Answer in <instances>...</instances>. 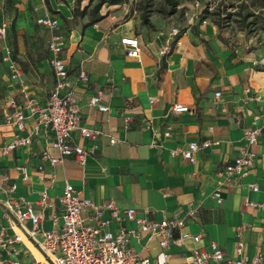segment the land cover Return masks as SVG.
Returning a JSON list of instances; mask_svg holds the SVG:
<instances>
[{
  "label": "crops",
  "instance_id": "obj_1",
  "mask_svg": "<svg viewBox=\"0 0 264 264\" xmlns=\"http://www.w3.org/2000/svg\"><path fill=\"white\" fill-rule=\"evenodd\" d=\"M22 1L21 11L8 18L6 35L0 38V146L10 143L15 135H28L35 124L28 118L22 132L5 124L4 115L14 110L9 101L16 99V109L28 115L22 107L24 95L44 103L54 84L47 51L52 31L36 23L43 16L58 21L55 32L66 40L61 57L78 100L81 125L99 134L87 140L72 132V140L87 151L86 159L82 163L65 159L52 168L46 166L47 182L37 178L35 167L39 153L50 143V134L42 132L30 145L0 155V205L7 196H24L35 203L46 187L55 205L43 211L41 228L48 230L54 227L51 215L60 216L58 198L69 183L95 204L113 202L121 215L133 208L137 216L147 211L154 220L163 214L185 218L183 231L200 234L201 240L172 242L169 264H186L191 250L210 242L236 259L238 241L243 244L245 258L260 256L264 264V59L253 55L246 45L218 38L210 26L196 31L187 28L181 32L180 45L173 44L171 52L160 57L169 30L162 21L147 26L139 18L126 16L125 7L103 5V19L91 22L89 11L99 0ZM2 20L0 14V24ZM131 36L140 43L138 58L128 56L121 44L122 38ZM4 45L11 49L20 69L16 80L10 78L8 64L1 59ZM79 72L87 79H79ZM245 88L261 95L262 100H248ZM98 91L107 112L88 105ZM175 103L188 106L190 111L173 114L170 109ZM256 113L260 115L256 122L260 133L250 147L256 155L253 163L244 175H227L225 166L245 146L244 130L252 126ZM167 130L170 135L165 137ZM111 138L116 142L111 143ZM192 141L210 143L196 154L194 164L180 155H170ZM19 166H27V182L21 180ZM12 183L17 184L13 193L8 191ZM251 184L258 190L252 191ZM217 188L222 196L220 204L212 196ZM249 201L260 206H245ZM36 211H40L38 207ZM188 211L194 215L188 217ZM60 225L59 218L57 227ZM2 226L8 227V223L0 217ZM125 226L136 228L132 222H125ZM24 238L22 258L30 261L31 255L37 256V249L27 236ZM130 246L151 264L160 259L157 240L148 235L132 238Z\"/></svg>",
  "mask_w": 264,
  "mask_h": 264
},
{
  "label": "built area",
  "instance_id": "obj_2",
  "mask_svg": "<svg viewBox=\"0 0 264 264\" xmlns=\"http://www.w3.org/2000/svg\"><path fill=\"white\" fill-rule=\"evenodd\" d=\"M36 23L50 31L47 42L48 66L54 77V84L46 101L40 103L32 96L24 95L22 107L28 111L26 115L23 111L17 110L16 99L9 101V106L14 110L4 115L3 122L13 126L18 132L26 129V120L34 119V126L29 130L28 135H15L14 139L3 146H0V155L7 156L20 147L31 144L32 139L47 133L51 135L49 145L38 155L39 161L35 167L37 178L42 182L49 179L46 175V166L52 168L65 159H74L77 162H84L87 156L80 145L76 144L71 133L77 131L81 138L94 140L99 134L97 130H91L81 125V112L77 97L73 91L72 81L68 69L61 57L66 40L55 30L58 28V21L49 16L37 18ZM97 27V24L94 25ZM8 24L5 20L0 24V38L6 35ZM181 30L172 27L168 30L164 44L159 50V56L164 57L171 52L172 45H180ZM121 44L127 48V55L132 58L140 56V43L135 36L124 37ZM2 61L8 64L10 78L16 80L20 76V69L12 57L11 49L4 45V55ZM79 79L86 80L84 72H79ZM245 93H249L248 100L261 101L262 97L258 93L251 92L245 88ZM219 92L214 94L215 97ZM152 102V100H150ZM90 107L97 108L100 112H107V105L102 102V92L98 91L89 101ZM170 111L173 114L187 113L188 106L175 103ZM260 119L258 113L252 115V126L244 130L245 146L238 155L225 166L224 172L227 175L234 173L245 174L255 158V153L250 149L258 141L260 128L256 122ZM170 135V131L164 132V136ZM115 143L114 139H110ZM210 143L205 141L198 144L195 141L187 143L185 147L176 148L170 151L171 156L180 155L189 164L196 162V154L203 149H207ZM21 180L27 182V166H19ZM8 180L7 176L3 178ZM52 180V179H50ZM252 191H257L254 184L249 185ZM17 189V184L12 183L8 191L13 193ZM218 204L222 202L220 190L217 188L212 193ZM60 206V216L52 214L50 220L53 228L43 230L41 223L44 220V210L53 208L54 202L50 200L46 187L39 193L38 200L33 203L24 196L7 198L1 203L2 213L0 217L7 221L8 227L0 228V264H151L148 257L137 254L130 246L132 238L139 239L142 235H148L157 240L160 259L153 264H169L171 257L168 252L172 242L191 239L198 243L201 240L200 234H191L183 231L185 218H178L163 214L160 220H154L145 215L137 216L133 208L122 211L113 202L95 204L89 199H85L70 185L66 183L62 193L58 198ZM245 206L258 207L260 204L246 202ZM39 208V212L36 208ZM107 214V217H104ZM194 211H188L187 216L192 217ZM59 218L61 225L57 227ZM125 222L135 224V229H129ZM17 229L18 232L15 231ZM8 230H12L10 234ZM35 244L37 256L31 255L30 261L22 258V248L25 245V238ZM239 237V235L237 236ZM238 258L227 257L220 245L210 242L205 247H199L190 251L186 264H262L260 256L247 259L243 256V244L238 241L236 245Z\"/></svg>",
  "mask_w": 264,
  "mask_h": 264
},
{
  "label": "rangeland",
  "instance_id": "obj_3",
  "mask_svg": "<svg viewBox=\"0 0 264 264\" xmlns=\"http://www.w3.org/2000/svg\"><path fill=\"white\" fill-rule=\"evenodd\" d=\"M22 3L0 0V14L7 24L8 18L21 11ZM120 6L127 9L128 17L141 22L145 17L155 25L162 21L168 29L183 32L210 26L218 38L246 45L253 55L264 59V0H127Z\"/></svg>",
  "mask_w": 264,
  "mask_h": 264
},
{
  "label": "trees",
  "instance_id": "obj_4",
  "mask_svg": "<svg viewBox=\"0 0 264 264\" xmlns=\"http://www.w3.org/2000/svg\"><path fill=\"white\" fill-rule=\"evenodd\" d=\"M80 0H77V3H79ZM127 0H99V3L95 4L89 11L91 22H98L103 19V15L100 14V8L103 5L106 6H113V5H121L123 3H126ZM173 4V3H170ZM174 5V4H173ZM86 8L83 9V12ZM76 11V9H74ZM144 25L150 26V23L147 18H141Z\"/></svg>",
  "mask_w": 264,
  "mask_h": 264
}]
</instances>
